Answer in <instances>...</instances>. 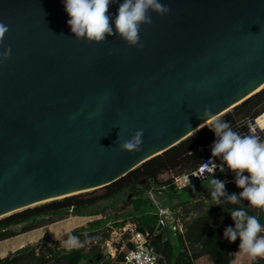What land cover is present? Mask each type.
Returning a JSON list of instances; mask_svg holds the SVG:
<instances>
[{
  "label": "water",
  "instance_id": "obj_1",
  "mask_svg": "<svg viewBox=\"0 0 264 264\" xmlns=\"http://www.w3.org/2000/svg\"><path fill=\"white\" fill-rule=\"evenodd\" d=\"M161 2L139 48L76 39L63 0H0V218L108 185L264 89V0ZM259 116L234 130L264 139Z\"/></svg>",
  "mask_w": 264,
  "mask_h": 264
},
{
  "label": "trees",
  "instance_id": "obj_2",
  "mask_svg": "<svg viewBox=\"0 0 264 264\" xmlns=\"http://www.w3.org/2000/svg\"><path fill=\"white\" fill-rule=\"evenodd\" d=\"M264 112V89L256 92L241 105L227 111L219 118L229 122L233 129L250 118H256ZM200 128L180 143L166 151L148 159L126 175L103 187L85 191L62 198L53 199L16 211L0 218V240L9 238L45 224L58 221L71 215H94L103 213L105 206L99 211L98 204L103 200L117 197L128 191L129 197L124 201L132 205V218L136 221V229L149 232L151 244L154 245L159 259L157 264H197L206 257L211 264H264V259L253 260L239 253V239L229 243L224 239V229L234 227L230 211L241 207V204L227 203L221 200L219 204L209 197L208 206L191 221L177 236L157 225V216L151 213L153 201L146 195L149 191L165 188L166 192L178 201H167L174 207L184 206L192 201L199 204L203 195L210 193L211 176L202 182L178 187L173 178L161 179L166 172L173 176L195 171L203 161L202 148L215 140V134L208 127ZM227 170V166L224 167ZM215 178L226 181L229 194L236 193L232 179L234 173L225 174L220 170L214 171ZM248 175V173H245ZM165 186V187H163ZM157 188V189H155ZM159 188V189H158ZM183 193V195H180ZM247 207V201L242 202ZM249 214L258 216L264 224V210L248 208ZM125 220L121 223L123 224ZM106 220H98L86 227H78L70 233L79 238L83 247L69 251L58 241L49 243L45 235L36 244L28 245L18 251L1 257L0 264H120L125 254L132 247L126 242L122 249L116 248L115 258L106 256V248L101 244L102 239L108 238V233L102 234L100 228ZM22 224L21 229L13 226Z\"/></svg>",
  "mask_w": 264,
  "mask_h": 264
},
{
  "label": "clouds",
  "instance_id": "obj_3",
  "mask_svg": "<svg viewBox=\"0 0 264 264\" xmlns=\"http://www.w3.org/2000/svg\"><path fill=\"white\" fill-rule=\"evenodd\" d=\"M63 3L69 16L67 24L76 39L101 43L109 36L119 35L129 46L139 48H143L140 42L142 25L153 23L150 13L165 15L170 12L161 0H63ZM113 3L118 4L114 15L109 11ZM8 31L9 28L0 23V42ZM10 54L9 48L0 55L8 59ZM204 115L207 117L205 122L210 124L208 128L216 138L210 146L211 160L199 168L200 177H204L205 173L212 177L209 182L210 197L217 204L221 200L241 204L229 213L234 227L224 229V239L229 243L239 239V253L253 260L264 259V224L248 211V208L264 210V139L255 135L252 129L247 133L234 130L229 122L212 115L210 108L205 109ZM143 136V130L136 131L120 144L121 151H141ZM216 159L221 160V172L225 171L223 165H227V169L234 173L235 185L242 191L229 194L226 181L215 178ZM244 201H247V207L243 205ZM63 244L69 251L83 247L79 238L71 235Z\"/></svg>",
  "mask_w": 264,
  "mask_h": 264
},
{
  "label": "rangeland",
  "instance_id": "obj_4",
  "mask_svg": "<svg viewBox=\"0 0 264 264\" xmlns=\"http://www.w3.org/2000/svg\"><path fill=\"white\" fill-rule=\"evenodd\" d=\"M230 172L231 171L228 169L225 170V174H229ZM173 175H174L173 172H166L161 175V179L165 180L168 178H172L174 177ZM234 179L235 178L233 177L232 179V182L234 183L233 188L235 189L236 193H239L242 190L236 187ZM146 195L153 202L162 201L166 203L169 200H172L173 202L179 200V198L177 197L176 198L173 197L170 199L171 195L166 192L165 188L159 189L157 191H149L147 192ZM180 195H183V193H181ZM128 197H129V193L128 191H126L124 193H121L117 197L101 201L98 204V210L100 211L105 206L106 208L104 212L102 214L95 216L94 218L91 217V221L89 222V223H92L98 220H106L105 225H103L100 228V231L102 232L103 235H105V233H108V238L101 240V244L104 245V247L106 248V253H107L106 256L109 255V252H108L109 248H108L107 242L110 241L113 248L118 247L119 250L122 249L125 243L128 242L130 235L132 234V228H134L136 225V221L131 216V212L134 209L133 206L126 205L124 202ZM209 197H210V193H208L207 195H203L199 200V204H196L198 203L196 201H192L188 204H184V206L182 205L179 206L182 208L185 228H186V224L188 223V221H191L197 214H199L202 210H205L207 208L209 204L208 203ZM124 220L125 222L121 224ZM13 227L15 229H21L22 224L15 225ZM55 242H56L55 240L49 239L50 244H55ZM82 264H86V263L83 262Z\"/></svg>",
  "mask_w": 264,
  "mask_h": 264
},
{
  "label": "built area",
  "instance_id": "obj_5",
  "mask_svg": "<svg viewBox=\"0 0 264 264\" xmlns=\"http://www.w3.org/2000/svg\"><path fill=\"white\" fill-rule=\"evenodd\" d=\"M212 144V143H211ZM208 145V146H211ZM211 160V155L209 157H203V161L200 166L192 172H197L199 176V168L204 162ZM216 161V160H215ZM217 165V164H216ZM215 171V170H214ZM183 173L181 175L174 176L173 183L177 184L178 187L182 183L189 179V175L192 173ZM207 173L204 174V177ZM154 206L151 213L157 216V225L164 230L169 231L173 236H177L179 233L185 230L183 212L182 208L177 206L174 207L162 201H154ZM129 242L132 243V247L125 254L123 261L120 264H157L159 259V254L157 253L154 245L151 244L149 232H142L136 229V225L132 228V234L130 235ZM109 248L110 258H115L116 248L112 247V244L107 242Z\"/></svg>",
  "mask_w": 264,
  "mask_h": 264
},
{
  "label": "crops",
  "instance_id": "obj_6",
  "mask_svg": "<svg viewBox=\"0 0 264 264\" xmlns=\"http://www.w3.org/2000/svg\"><path fill=\"white\" fill-rule=\"evenodd\" d=\"M99 214L71 215L64 219L54 221L0 240V247H4L1 248L2 250L0 249V256L4 257L9 253L18 251L28 245L35 244L45 235H48L50 239L58 241L60 244L64 245L63 242L70 236L72 231L78 227H86L88 224H90L89 222L91 221V217L94 218ZM197 264H211V262L206 257H203L197 262ZM234 264H238L237 261H235Z\"/></svg>",
  "mask_w": 264,
  "mask_h": 264
},
{
  "label": "bare ground",
  "instance_id": "obj_7",
  "mask_svg": "<svg viewBox=\"0 0 264 264\" xmlns=\"http://www.w3.org/2000/svg\"><path fill=\"white\" fill-rule=\"evenodd\" d=\"M206 120V119H205ZM205 120L202 122V124H207L208 122ZM257 125L260 126V127H264V114L260 115L258 118H257ZM1 248H4V247H0ZM16 248V247H15ZM2 250V249H1ZM7 250V249H6ZM6 253V252H5Z\"/></svg>",
  "mask_w": 264,
  "mask_h": 264
}]
</instances>
